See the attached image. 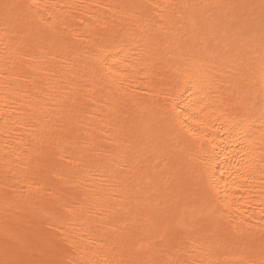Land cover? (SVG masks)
<instances>
[{
    "label": "bare ground",
    "instance_id": "6f19581e",
    "mask_svg": "<svg viewBox=\"0 0 264 264\" xmlns=\"http://www.w3.org/2000/svg\"><path fill=\"white\" fill-rule=\"evenodd\" d=\"M0 264H264V0H0Z\"/></svg>",
    "mask_w": 264,
    "mask_h": 264
}]
</instances>
